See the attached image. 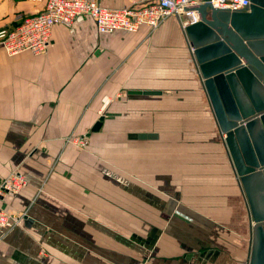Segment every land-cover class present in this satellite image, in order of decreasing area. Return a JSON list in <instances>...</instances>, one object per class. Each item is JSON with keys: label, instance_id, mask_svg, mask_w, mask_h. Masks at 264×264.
<instances>
[{"label": "crops", "instance_id": "0c3cea01", "mask_svg": "<svg viewBox=\"0 0 264 264\" xmlns=\"http://www.w3.org/2000/svg\"><path fill=\"white\" fill-rule=\"evenodd\" d=\"M99 1L119 8L151 0ZM42 8V3L0 0V28L14 27L21 15ZM192 53L177 17L156 29L110 34L100 33L87 17L73 30L56 25L47 53L0 50V182L15 170L28 180L19 193H0V207L15 217L26 213L32 218L0 231V264H247V200ZM207 112L211 118L207 124L201 121L206 137L200 152L210 149V156L202 157V174L184 156L178 162L168 158L167 166L157 169L145 163L151 159L154 166L159 159L141 154L175 155L163 134L183 131L160 124L159 115H203L207 120ZM101 115L100 129L93 131ZM141 117H151L150 123L144 125ZM213 128L222 141L213 139ZM71 133H88L87 148L68 143ZM139 133L148 136L139 138ZM100 149L101 159L94 154ZM106 155L121 156L116 163H134V170L115 167L119 172L113 176ZM118 175L135 179L136 196L144 191L167 196L164 256L159 243L145 242L140 229L147 223L129 222L126 206L106 198L115 190L123 193L111 182ZM239 203L245 209L244 230L235 218ZM129 227L136 235L134 253L128 251Z\"/></svg>", "mask_w": 264, "mask_h": 264}, {"label": "water", "instance_id": "95a60500", "mask_svg": "<svg viewBox=\"0 0 264 264\" xmlns=\"http://www.w3.org/2000/svg\"><path fill=\"white\" fill-rule=\"evenodd\" d=\"M201 1L197 7L201 20L184 30L247 200L251 228L247 264H264V4L250 0L246 10L230 11ZM103 117L93 131L100 129ZM31 220L25 217L26 223Z\"/></svg>", "mask_w": 264, "mask_h": 264}, {"label": "built area", "instance_id": "2783aa9c", "mask_svg": "<svg viewBox=\"0 0 264 264\" xmlns=\"http://www.w3.org/2000/svg\"><path fill=\"white\" fill-rule=\"evenodd\" d=\"M26 1L42 3L43 8L37 13L21 15L20 23L14 27L0 28V50L8 55L24 52L34 55L47 53L51 34L56 25H64L73 30L76 23L87 17L95 22L100 33L109 34L118 31L136 32L142 26L156 29L169 17H177L183 29L201 20L197 9L202 3L201 0H151L119 8L107 7L99 0ZM209 2L215 8L230 11H243L250 5V0H209ZM85 137L82 136V139ZM81 144L85 145V142L82 141ZM27 184L25 174L15 170L0 182V193H19ZM26 216V213H23L15 217L11 212L0 207V231L22 223Z\"/></svg>", "mask_w": 264, "mask_h": 264}, {"label": "rangeland", "instance_id": "374dc122", "mask_svg": "<svg viewBox=\"0 0 264 264\" xmlns=\"http://www.w3.org/2000/svg\"><path fill=\"white\" fill-rule=\"evenodd\" d=\"M21 20V19H20ZM105 84H103L101 86V88L104 86ZM95 97V94H91L89 96V104L90 102L93 100V98ZM106 97V96H105ZM104 99H101V103H104ZM102 104V109H103V105ZM101 109V113L103 112V110ZM207 120L205 118H203V115L200 117L199 115H191V116H187V117H178V116H173V117H169L167 115L161 114L157 117L158 121L160 124L162 125H167V123H172L174 124L177 128L180 127V130H183L182 132L177 131L175 133L173 132H165L164 135V141L167 144V146L169 145V143H167V141L170 142L171 145L175 146V155H169L168 151H160V154H141L144 155L147 158H151V156H154L156 158L159 159L158 161H155V164L153 166L152 160L149 159V161L145 162L148 163L150 167H154V168H161L163 166H167V159L168 158H175L176 162L179 161L178 158L181 157H185L186 161L189 162L188 166H191L197 173L202 174V168L204 166L203 160L202 159L203 156H207V154L210 156V149L207 150V153H204L203 149L201 148V152H200V147L203 146L204 142L201 141L203 139H205V135H203V127L206 125H203L201 121H205V124H207V121L210 123V116L211 114L209 112H207ZM142 118V117H141ZM148 120V118L151 117H146ZM143 120V118H142ZM143 120L145 123L144 125L147 123H150V121H146ZM178 123V124H177ZM213 125V124H212ZM210 134V133H209ZM213 134V139L215 141H219L221 140V138L218 137V133L216 131L215 128H213V132L211 133ZM203 135V136H202ZM72 137V139H70V137ZM82 136H86L85 139H82ZM177 137V138H174ZM77 141L79 143V145L75 142ZM84 141V144H81V142ZM222 141V140H221ZM67 142L68 143H72L75 144L77 146H79L80 149H86L88 144H89V136L88 133H71L70 135L67 136ZM150 146V145H148ZM145 146V147H148ZM159 146L161 147L162 144L160 143ZM166 146V145H164ZM185 147V148H183ZM169 149V148H168ZM184 150V151H188L189 153H187V155H177L179 151ZM145 152V151H144ZM94 153V152H92ZM172 153V152H170ZM97 157L103 158L105 157V155L103 154V150L100 149L97 152L94 153ZM150 155V156H147ZM109 160H112V163H110L112 165V170H113V176L117 175L115 172H119V170H115V167H120L123 168L124 170H134L135 164H129L127 166L125 165H120L116 163V158H119L121 156L119 155H106ZM97 162H99V160H97ZM102 162V161H101ZM176 167H182V165H176ZM149 170L151 168H148ZM131 172H135V171H131ZM118 181L115 180H111V182L117 184L119 186V188L122 189L121 193L118 190H115L112 194H110V196L106 197L112 200L113 203L115 204H122L126 206L124 208L127 209V218L129 219V222L132 220V223L135 222V220H143V222L146 224L147 223V227H142L140 229V232L142 233L145 242L149 243V244H155V246L158 245L157 250L160 252L161 257L164 256L166 254V247L168 246V234H169V228H168V224L167 222L168 220V213H167V196L163 195L162 193L158 194V195H150V196H146V191H144V193H142V195H137L136 196V192L138 191V187H136L135 185V179L131 176H124L123 178H121L119 175L117 177ZM97 186L99 187H104L103 184H98ZM116 188V187H115ZM139 192V191H138ZM142 196V198H141ZM195 198H197L196 200H198L197 196H193ZM241 197V196H240ZM144 200V201H143ZM245 199H241V201ZM243 202V201H242ZM153 206V207H152ZM143 209V210H142ZM173 212V211H172ZM98 213V212H97ZM172 214V213H171ZM235 218H237L238 220L241 221L242 225L241 227L243 228H247L245 227L246 223H245V209H244V205L242 206V203H239V208L236 205V211H235ZM170 219V218H169ZM150 223H154L153 226H149ZM130 228V227H129ZM128 236H129V244H128V251L131 253L133 252V247H134V243L136 241V239L134 238L136 235L134 234V229L130 228L128 229ZM132 236V237H131ZM142 238V237H141ZM149 238V239H148ZM152 238V241L151 239ZM247 238V237H246ZM244 237V239H246ZM244 243V240H243ZM246 247V241L245 244ZM197 247H200L199 245H197ZM243 252L245 253V249L244 246L242 247Z\"/></svg>", "mask_w": 264, "mask_h": 264}, {"label": "bare ground", "instance_id": "6f19581e", "mask_svg": "<svg viewBox=\"0 0 264 264\" xmlns=\"http://www.w3.org/2000/svg\"><path fill=\"white\" fill-rule=\"evenodd\" d=\"M262 4H264V0H259ZM204 82V81H203ZM233 87H234V84H233ZM235 88V87H234ZM100 123V122H99ZM102 123V122H101ZM96 131V130H95ZM223 136L225 137V135L223 134Z\"/></svg>", "mask_w": 264, "mask_h": 264}, {"label": "trees", "instance_id": "16d2710c", "mask_svg": "<svg viewBox=\"0 0 264 264\" xmlns=\"http://www.w3.org/2000/svg\"><path fill=\"white\" fill-rule=\"evenodd\" d=\"M24 15H27V14H23V16H24ZM19 23H20V21H19ZM19 23H18V24H19ZM18 24H17V25H18Z\"/></svg>", "mask_w": 264, "mask_h": 264}]
</instances>
